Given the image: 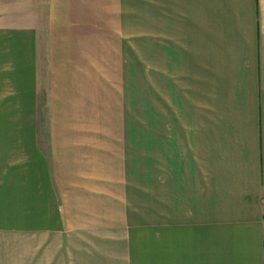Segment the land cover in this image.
<instances>
[{"label": "crops", "instance_id": "1", "mask_svg": "<svg viewBox=\"0 0 264 264\" xmlns=\"http://www.w3.org/2000/svg\"><path fill=\"white\" fill-rule=\"evenodd\" d=\"M138 38H154L161 137L177 125L172 148L188 156L184 182L176 167L157 181V263L190 264L198 248L206 264H262L264 0H0V240L39 234L45 259L60 236L68 259L62 234L80 226L62 209L77 199L56 186L65 170L123 169L119 145L94 139L125 122L112 73Z\"/></svg>", "mask_w": 264, "mask_h": 264}, {"label": "rangeland", "instance_id": "2", "mask_svg": "<svg viewBox=\"0 0 264 264\" xmlns=\"http://www.w3.org/2000/svg\"><path fill=\"white\" fill-rule=\"evenodd\" d=\"M138 39L142 41L133 46L130 60L125 59V63L118 64L112 73L113 79H118L121 88L126 85L127 90L122 93V98L125 97V122H115L114 127L109 124L111 135L102 136L101 131L99 140L94 139L95 144L99 143L101 147L107 146L110 151L112 147L116 148L119 145L121 150L117 151V157L123 154L125 164H120L123 169L117 171L116 175L113 171L114 176H106L108 173L100 171L99 179H96L95 171L65 170L61 172L60 184L56 186L63 196L68 195L69 198L77 199L68 204V213L62 209V217L65 214L69 225L80 226L78 229L69 228L62 234L66 235L67 239L62 244H67L68 250L64 253H68V259H63L60 236L57 238L59 249L43 259L45 255L42 252L45 250L40 246L41 243L39 245L40 240L43 239L41 235L16 234L12 239L10 234H2L0 264H158L155 244L157 236L155 201L160 187L157 181L162 179L163 173L166 177L167 171L176 167V180L180 183L184 182L181 174L185 171L183 164L188 160V156L182 153L183 150L179 154L178 147L172 148V142L177 139L171 137L179 136L173 134V130H178L177 125L170 133L167 132L165 135L164 132L163 138L161 137L162 129L172 128L171 123L166 126L159 122L156 113L154 38ZM129 69L131 73L128 75ZM260 107L259 199L263 224L262 264H264V92ZM39 112L43 114L45 108L41 107ZM179 125L184 127V124ZM123 132L124 136L119 135ZM125 142L128 147L124 145ZM166 151L169 155L165 154ZM102 155L103 152H100V156ZM186 173L187 170L184 175ZM178 187L183 189L184 186L179 184ZM80 198H84L85 205L82 208H78ZM120 207L124 214L129 211L128 223L131 234L127 224L120 221L122 219L119 213ZM58 213L61 219L60 211ZM63 222L65 223V220ZM179 241L184 243L185 240ZM203 245L207 246V240ZM197 250L193 251L195 257L190 264L192 262V264H206L207 259L205 260L204 254L207 255V250L199 253ZM118 252L121 253L119 256ZM182 253L184 252L180 250L181 257L184 255ZM184 264H189L188 260H185Z\"/></svg>", "mask_w": 264, "mask_h": 264}]
</instances>
